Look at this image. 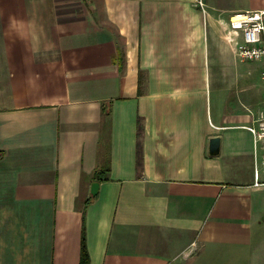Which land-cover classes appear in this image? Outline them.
Instances as JSON below:
<instances>
[{
	"label": "crops",
	"instance_id": "crops-1",
	"mask_svg": "<svg viewBox=\"0 0 264 264\" xmlns=\"http://www.w3.org/2000/svg\"><path fill=\"white\" fill-rule=\"evenodd\" d=\"M199 1L0 0V264L84 234L90 264H264L261 101L224 68L264 0Z\"/></svg>",
	"mask_w": 264,
	"mask_h": 264
},
{
	"label": "built area",
	"instance_id": "built-area-1",
	"mask_svg": "<svg viewBox=\"0 0 264 264\" xmlns=\"http://www.w3.org/2000/svg\"><path fill=\"white\" fill-rule=\"evenodd\" d=\"M199 3L204 4L202 0ZM228 27L230 40L242 60L254 61L264 58V9L236 12L228 21ZM262 77L264 79V70ZM247 128L252 132L255 140L256 178L259 183L261 171L264 170V109L258 112L254 124ZM260 149L263 152L261 160Z\"/></svg>",
	"mask_w": 264,
	"mask_h": 264
},
{
	"label": "rangeland",
	"instance_id": "rangeland-1",
	"mask_svg": "<svg viewBox=\"0 0 264 264\" xmlns=\"http://www.w3.org/2000/svg\"><path fill=\"white\" fill-rule=\"evenodd\" d=\"M223 2L229 7L246 10L253 4L254 0H224ZM232 50L228 49L224 53V68H226L228 74L232 75L235 85H242L246 88L250 86V89L244 92V94L247 96L248 94L254 95L255 98L261 101L259 110L264 109V79L262 77L264 58L261 60L244 61L237 54L235 46H233ZM259 153L261 160V151Z\"/></svg>",
	"mask_w": 264,
	"mask_h": 264
},
{
	"label": "water",
	"instance_id": "water-1",
	"mask_svg": "<svg viewBox=\"0 0 264 264\" xmlns=\"http://www.w3.org/2000/svg\"><path fill=\"white\" fill-rule=\"evenodd\" d=\"M211 153L212 154H219L220 150H221V137L220 136H215L213 138H211ZM100 189V182L99 181H95L92 184V188H91V193L93 195H97Z\"/></svg>",
	"mask_w": 264,
	"mask_h": 264
},
{
	"label": "trees",
	"instance_id": "trees-1",
	"mask_svg": "<svg viewBox=\"0 0 264 264\" xmlns=\"http://www.w3.org/2000/svg\"><path fill=\"white\" fill-rule=\"evenodd\" d=\"M141 131H142V125L139 128V135L141 136ZM142 157L141 153V144L139 143V163L140 159ZM81 264H90V254L88 250V246L86 244V235H83V246H82V257H81Z\"/></svg>",
	"mask_w": 264,
	"mask_h": 264
}]
</instances>
